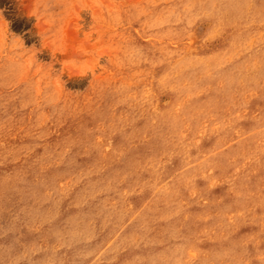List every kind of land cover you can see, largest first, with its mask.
Instances as JSON below:
<instances>
[{
	"label": "rangeland",
	"instance_id": "rangeland-1",
	"mask_svg": "<svg viewBox=\"0 0 264 264\" xmlns=\"http://www.w3.org/2000/svg\"><path fill=\"white\" fill-rule=\"evenodd\" d=\"M0 264H264V0H0Z\"/></svg>",
	"mask_w": 264,
	"mask_h": 264
}]
</instances>
